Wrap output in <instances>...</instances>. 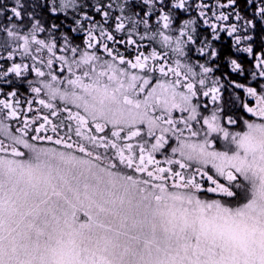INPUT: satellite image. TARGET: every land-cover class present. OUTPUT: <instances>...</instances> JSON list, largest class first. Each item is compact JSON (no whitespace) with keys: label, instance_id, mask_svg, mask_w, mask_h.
I'll return each instance as SVG.
<instances>
[{"label":"snow or ice","instance_id":"obj_1","mask_svg":"<svg viewBox=\"0 0 264 264\" xmlns=\"http://www.w3.org/2000/svg\"><path fill=\"white\" fill-rule=\"evenodd\" d=\"M0 264H264V0H0Z\"/></svg>","mask_w":264,"mask_h":264}]
</instances>
